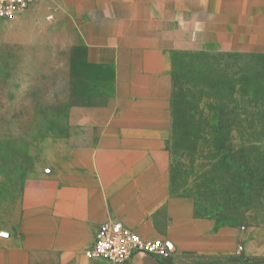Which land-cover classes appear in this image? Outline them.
Here are the masks:
<instances>
[{
    "label": "rangeland",
    "instance_id": "obj_1",
    "mask_svg": "<svg viewBox=\"0 0 264 264\" xmlns=\"http://www.w3.org/2000/svg\"><path fill=\"white\" fill-rule=\"evenodd\" d=\"M222 1L39 0L0 18V264H18L27 183L39 200L71 109L113 92V68L89 64L84 40L112 30L168 56L169 191L224 229L221 254L125 264H264V36L255 43L252 11Z\"/></svg>",
    "mask_w": 264,
    "mask_h": 264
},
{
    "label": "crops",
    "instance_id": "obj_2",
    "mask_svg": "<svg viewBox=\"0 0 264 264\" xmlns=\"http://www.w3.org/2000/svg\"><path fill=\"white\" fill-rule=\"evenodd\" d=\"M222 11H252V35L262 40L264 0H225ZM84 40L89 64L113 68V92L102 106L71 109L70 137L59 142L50 174L39 178V200H27V183L18 264H84L91 260L84 250L107 221L145 240H164L176 253H223L224 229L169 191L168 56L129 45L115 30Z\"/></svg>",
    "mask_w": 264,
    "mask_h": 264
},
{
    "label": "built area",
    "instance_id": "obj_3",
    "mask_svg": "<svg viewBox=\"0 0 264 264\" xmlns=\"http://www.w3.org/2000/svg\"><path fill=\"white\" fill-rule=\"evenodd\" d=\"M39 0H0V18L28 10ZM92 246L85 251V257L102 260L109 264H125L138 254L156 259H167L172 251L161 240H145L137 233L118 226L111 221L104 222L98 229ZM239 247L237 254L241 251Z\"/></svg>",
    "mask_w": 264,
    "mask_h": 264
}]
</instances>
